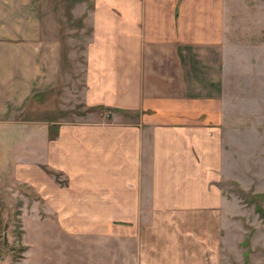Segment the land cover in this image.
Listing matches in <instances>:
<instances>
[{"label":"crops","instance_id":"crops-1","mask_svg":"<svg viewBox=\"0 0 264 264\" xmlns=\"http://www.w3.org/2000/svg\"><path fill=\"white\" fill-rule=\"evenodd\" d=\"M112 1L118 13L92 12L81 100L136 120L82 122L74 135L59 123L57 136L50 123L45 148L24 137L16 114L55 85L60 43L43 33L39 0H0V131L13 129L18 161L42 148L36 161L71 177L59 201L85 236L118 240L125 226L133 264H223L224 0Z\"/></svg>","mask_w":264,"mask_h":264},{"label":"rangeland","instance_id":"rangeland-1","mask_svg":"<svg viewBox=\"0 0 264 264\" xmlns=\"http://www.w3.org/2000/svg\"><path fill=\"white\" fill-rule=\"evenodd\" d=\"M97 3L119 12L112 0L38 2L43 33L60 43V66L55 85L40 90L39 100H28L15 119L22 123V135L37 137L43 148L50 123H56L51 133L57 136L59 123L74 135L82 122L136 120L128 111L81 100L85 51L96 38L92 17ZM224 5L219 54L228 87L222 101L232 110L223 129L230 142L225 144L230 162L222 171L223 264H264V0H224ZM12 130L7 126L0 131V264H133L126 227L118 240L85 236L84 227L64 215L59 201L58 186H71V177L41 161L47 158L42 148L29 153L24 148L18 161L20 141L18 151L8 143ZM20 161L21 175L15 171Z\"/></svg>","mask_w":264,"mask_h":264},{"label":"trees","instance_id":"trees-1","mask_svg":"<svg viewBox=\"0 0 264 264\" xmlns=\"http://www.w3.org/2000/svg\"><path fill=\"white\" fill-rule=\"evenodd\" d=\"M37 95L36 94H34V98H37L36 97ZM41 96H43V95H41ZM38 98H40V97H38ZM98 106H103V105H98ZM103 107H106V106H103ZM106 108H108V107H106ZM54 124H56V123H54ZM255 208L259 211V212H262L263 211V209H262V207L259 205V204H255Z\"/></svg>","mask_w":264,"mask_h":264}]
</instances>
